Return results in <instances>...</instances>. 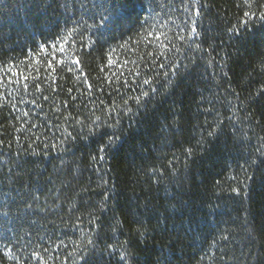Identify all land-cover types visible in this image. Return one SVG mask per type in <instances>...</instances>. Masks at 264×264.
<instances>
[{
    "label": "trees",
    "instance_id": "trees-1",
    "mask_svg": "<svg viewBox=\"0 0 264 264\" xmlns=\"http://www.w3.org/2000/svg\"><path fill=\"white\" fill-rule=\"evenodd\" d=\"M262 13L264 0H136L122 19L107 0H0V68L30 77L5 90L17 110L0 101V264H264ZM145 19L175 46L167 60ZM61 35L64 64L28 59Z\"/></svg>",
    "mask_w": 264,
    "mask_h": 264
},
{
    "label": "snow or ice",
    "instance_id": "snow-or-ice-1",
    "mask_svg": "<svg viewBox=\"0 0 264 264\" xmlns=\"http://www.w3.org/2000/svg\"><path fill=\"white\" fill-rule=\"evenodd\" d=\"M108 3H111L114 7L115 13L117 18L122 19V18H130L131 15L134 13V9L136 7V0H107ZM197 14H199L198 10H197ZM245 16H254V13H248L245 12L244 13ZM261 18L264 19V13L261 14ZM244 21H242L243 23ZM105 23V18H102L101 20V25ZM144 24L147 26L145 28V32L146 35L143 37V41L145 44L147 45H151L154 48H159L161 51L159 52V55L157 56V59H159L160 57H163L164 60H167L168 57L167 55H165V51H172L174 49V45H171V41L168 40L167 43L165 42V37L162 33H160L159 31H156L155 29H153L152 25L149 23V21L147 19H145ZM74 30H68L66 35L67 36H72ZM193 32H195V28L192 29ZM179 39L183 40L184 37L183 36H179ZM73 44L76 43L75 40L72 41ZM68 44V40L66 39V37L64 35L58 36L56 38V42L51 43L50 45H40L38 47L37 53L33 54L31 57H29L28 59H31L33 61V63L35 64H39L40 60H39V55L40 54H44L45 56H47V60H46V69H51V70H55L54 66H53V61H56L57 65H62L65 63L64 57H65V53H66V48L65 45ZM85 45H82L81 47H84ZM31 51V50H29ZM149 55L151 56L152 53H149ZM68 63L71 65L75 66V70L80 72L81 75H85L82 72L81 69V63H80V57L78 55H74V58H70L68 60ZM125 63H127V61H125ZM109 66H111V59H109ZM123 65H121L122 67ZM158 67L160 69H164L165 68V64L164 63H159ZM70 72L73 71L72 67H69L68 69ZM171 70L174 72L175 68H171ZM28 73H31L32 71H36L37 75L35 77H33V79H39V69H33L31 67V65L28 66L27 70ZM136 76L139 75V72L135 73ZM164 75H167V72H164ZM29 75L25 74V69H21L19 67V65L16 64H9L6 66L5 68H0V101H4L6 103H12V107L13 110H17L16 109V105L15 103H13L12 101H9L7 96H5V90L6 88H8V86L11 85H15L17 89H19L21 86L23 87L24 91L27 92L28 88H29ZM109 83H111V81H109ZM144 84H149V80H144L143 81ZM124 84L127 85L128 81L124 80ZM37 91H39L40 86L37 84L36 85ZM89 90H91V85H88ZM11 93V89H9L8 91V95L10 96ZM143 96H147L148 93L147 92H143L142 93ZM14 99V98H13ZM45 99H47V97H45ZM136 102L139 103V97H136ZM33 104H35V101H32ZM125 103H127L125 101ZM131 109H129L130 111ZM25 116H27V112L24 113ZM211 135V133H209ZM88 243H92L91 240L88 241ZM34 255H38V254H34ZM124 259V256H121V260Z\"/></svg>",
    "mask_w": 264,
    "mask_h": 264
}]
</instances>
